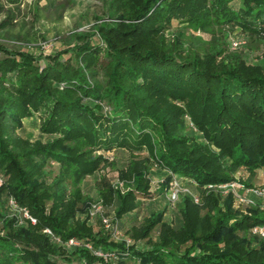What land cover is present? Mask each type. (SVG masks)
Returning <instances> with one entry per match:
<instances>
[{
	"label": "trees",
	"instance_id": "obj_1",
	"mask_svg": "<svg viewBox=\"0 0 264 264\" xmlns=\"http://www.w3.org/2000/svg\"><path fill=\"white\" fill-rule=\"evenodd\" d=\"M101 1L93 26L65 36L55 54L0 41V264H264V239L252 234L264 210L244 213L233 195L207 193L238 174L264 188V52L251 62L228 45L237 32L264 42V0ZM25 3L0 0V33ZM74 4L34 0L37 17L55 22ZM176 22L211 40L189 43ZM27 121L40 138L24 135ZM119 151L130 153L121 168ZM92 177L96 197L84 191ZM177 178L191 193L175 218L165 208L139 222L145 202ZM12 199L37 223L12 217ZM98 201L121 220L137 217L129 248L91 224Z\"/></svg>",
	"mask_w": 264,
	"mask_h": 264
},
{
	"label": "rangeland",
	"instance_id": "obj_2",
	"mask_svg": "<svg viewBox=\"0 0 264 264\" xmlns=\"http://www.w3.org/2000/svg\"><path fill=\"white\" fill-rule=\"evenodd\" d=\"M45 1L46 0H42V3H45ZM102 12H103V4L101 0H75V4L67 10V12L64 14L63 19L58 22H55L54 20H50V19L48 20L44 17L38 18L36 15V9L34 8V0H26L25 8H22V11L19 13L17 19H15L14 26L7 33H0V35H3V37L0 38V41L4 40V42L11 44L12 41L16 40L17 41L16 44L18 46L23 48L24 51H27L32 54H37V55L42 53L55 54L64 48L63 38L65 36L69 35L71 32L75 30L78 31L89 30L91 26H93V23L96 21L95 15H102L103 14ZM1 18L3 19L4 17L2 16ZM174 25L175 26L173 30L182 31L184 38L189 43L199 42V40H197L198 37H204L207 41L211 40L210 35L196 31L188 27L187 24L180 25L176 22ZM174 32L173 31L169 32V35L171 36ZM26 37L29 39V41L25 40ZM238 39L245 41V44H243L238 48H234L231 44L232 40H238ZM228 45L231 52H235V53L241 52V54L251 62L263 61L257 59L258 57L263 56L264 42L262 41L254 40L251 37H247L237 32L231 35L228 41ZM25 123H26V127L24 129L25 136L30 137L31 139H38L41 137V133L37 124H33L30 121H27ZM116 156H117L116 159L119 168L125 166L130 159V153L127 151H119ZM114 173L117 172L115 171ZM238 176L239 174L236 177L235 180L236 182H238ZM166 178H167V173L154 175L153 190L156 191L157 186L163 183ZM259 179L263 183L264 174L259 176ZM96 181L97 179L95 177H92L85 182V186H84L85 194H88L91 197H96L97 195ZM115 182H118V180L115 179ZM177 183L179 184L181 190L187 188L189 189L190 187L189 180L185 178H177ZM247 189L248 188L242 186V188L238 190L236 193L229 194V195H233L235 198V208L244 213L248 211L247 207L250 205L242 204L239 199L248 197L249 194L246 193ZM212 191H214V193L216 194H221L223 198L228 196L220 192L219 190L210 189V188L207 189L208 194L212 193ZM171 193H172V186L170 187V191L168 192L167 195H158L155 199L151 201H146L140 213L138 214V218L136 217L138 221L142 222L151 212L165 208L168 209L167 211L168 213L166 217L168 219L170 218L174 219L175 215L178 212V205L182 200V197H184L185 195L184 193L186 192H182L181 197L176 202L170 200ZM196 203L200 204V200L199 202ZM10 204L12 211L9 212L10 215L12 217H17V218L21 216L20 213L23 210V208H21L14 199L11 200ZM95 204L103 207L104 215L109 219L110 223L116 221L118 222L119 227L123 231L126 239L130 240L131 244H134L135 241L125 232L127 229L131 227L132 223L134 222V219L136 218L132 215H127L123 217V219L121 220L117 217L116 208L114 206L113 207L106 206L103 204L102 201L91 203L89 211L91 210L92 206ZM251 206H257V207L259 206L261 207L262 210H264V197L257 198L255 200V205H251ZM171 213H173V215ZM99 220H101L99 216L97 217L91 216V224L93 225V227L96 230L104 229L106 231L107 230L110 231L103 225V223H100ZM111 240H114L115 242L125 243L126 248H129L131 245L128 244L126 241L123 240L119 241L115 239L112 235H111ZM138 245L143 246L145 245V242H139ZM97 254L99 255V257L103 256L102 251H98Z\"/></svg>",
	"mask_w": 264,
	"mask_h": 264
},
{
	"label": "built area",
	"instance_id": "obj_3",
	"mask_svg": "<svg viewBox=\"0 0 264 264\" xmlns=\"http://www.w3.org/2000/svg\"><path fill=\"white\" fill-rule=\"evenodd\" d=\"M231 44L234 48H238V47L242 46L243 44H245V41L239 40V39L238 40H232ZM0 184H1V177H0ZM242 186L246 187L243 184H241L240 182L233 181V182L225 183V184H221V185H210V186H208V188L219 190L220 192L224 193L225 195H229L230 193H236L238 190H240L242 188ZM182 192H186L184 194L191 193L190 189H188V188L181 190L179 187V184L177 183V179H176L172 183V193H171L170 200L174 201V202L178 201L179 198L181 197ZM246 193L249 194L248 197L240 198L239 199L240 202L244 205H250V206L255 205V200L257 198L264 197V188H248ZM195 201L199 202V198L195 197ZM21 212H23L24 217L26 219L31 220L34 224L37 223V220L32 215H30L29 211H27L26 209H23ZM90 214L92 217L99 216L102 220L103 225L107 229L110 230V231H108V230L107 231L109 233H111V235L115 239H117L119 241L123 240V241H126L128 244H131V241L126 239L123 231L120 229L118 222L117 221L112 222V223L109 222V219L104 215V210H103L102 206H99L97 204L93 205L91 210H90ZM45 232L50 234V235H53V233L50 229H47ZM252 234L264 239V225L255 226L252 229ZM56 240L59 242L61 241L60 239H56ZM68 245L69 246H79L80 243L76 242L75 240H70ZM89 248L92 249V246H89ZM97 253H98V251L95 252L96 255H98ZM112 257H113V255H109V254H105V253H103V256H102V258H104L106 261L111 260ZM107 258H110V259H107Z\"/></svg>",
	"mask_w": 264,
	"mask_h": 264
}]
</instances>
